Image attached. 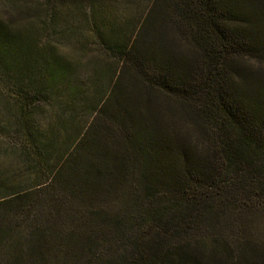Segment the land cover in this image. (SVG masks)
Masks as SVG:
<instances>
[{"label":"trees","instance_id":"1","mask_svg":"<svg viewBox=\"0 0 264 264\" xmlns=\"http://www.w3.org/2000/svg\"><path fill=\"white\" fill-rule=\"evenodd\" d=\"M83 1L0 0V94L22 116L85 97L33 22ZM115 37L46 182L49 221L0 229V264H264V69L240 64L264 61V0H151Z\"/></svg>","mask_w":264,"mask_h":264},{"label":"rangeland","instance_id":"2","mask_svg":"<svg viewBox=\"0 0 264 264\" xmlns=\"http://www.w3.org/2000/svg\"><path fill=\"white\" fill-rule=\"evenodd\" d=\"M151 0H88L83 1V14H62L54 21L46 12L43 19L35 18L36 27L48 25L39 45H49L54 55L62 59L85 91L84 98L49 101H28L26 115L19 111V100L9 88L0 94V229H23L26 219L46 216L51 205L52 176L57 158L67 147L72 130L83 126L82 113L88 102H94L117 62L116 54L108 50L109 40L123 39L138 23ZM83 11V9H82ZM41 27V26H40ZM112 30L115 33L112 34ZM46 35V36H45ZM186 51L185 44L182 45ZM240 64L250 70L264 69V61L257 57H242ZM96 66L103 76L94 92H88L96 81ZM0 75V84L3 81ZM98 90V92H97ZM92 104V103H91ZM25 121V123H24ZM48 155V156H47ZM26 193V194H25ZM5 252V250H2ZM1 255V254H0Z\"/></svg>","mask_w":264,"mask_h":264}]
</instances>
